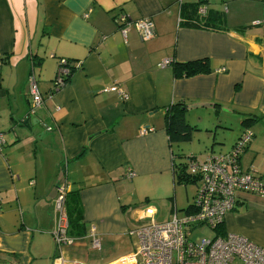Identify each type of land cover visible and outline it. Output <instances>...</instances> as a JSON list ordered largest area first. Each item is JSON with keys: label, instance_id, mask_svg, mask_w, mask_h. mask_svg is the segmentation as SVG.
Returning a JSON list of instances; mask_svg holds the SVG:
<instances>
[{"label": "crops", "instance_id": "obj_1", "mask_svg": "<svg viewBox=\"0 0 264 264\" xmlns=\"http://www.w3.org/2000/svg\"><path fill=\"white\" fill-rule=\"evenodd\" d=\"M196 1L0 0L1 253L27 264L35 235L52 239L59 184L75 196L84 234L96 227L101 249L126 231L132 236L136 228L129 225L144 221L147 206L155 209L156 221L160 207L168 213L158 222L183 215L172 172L179 161L164 118L172 103L197 105L185 106V119L188 110L205 109L186 121L206 132L230 129L233 117L242 121L241 113L264 116V1L207 0L206 14L198 15L205 25L189 19L186 7ZM120 13L131 21L150 18L154 37L142 40L131 25L123 35L114 21ZM59 58L69 59L73 70L51 92ZM202 58L209 73L174 76L173 63ZM165 59L169 64L158 66ZM31 77L43 97L34 109ZM112 84L127 99L102 91ZM142 127L152 130L139 134ZM244 127L224 152L245 128L251 131L239 165L264 178V118ZM129 180L162 181L166 191L146 197L154 204L134 205L125 190ZM224 232L264 247V196L239 192L223 219ZM87 242L77 241L64 255L79 259L77 247ZM42 251L52 261L58 254L55 246Z\"/></svg>", "mask_w": 264, "mask_h": 264}, {"label": "built area", "instance_id": "obj_2", "mask_svg": "<svg viewBox=\"0 0 264 264\" xmlns=\"http://www.w3.org/2000/svg\"><path fill=\"white\" fill-rule=\"evenodd\" d=\"M206 2L207 0H199L197 15L206 14ZM114 21L123 35L130 25L137 30L142 40H150L155 35L154 24L148 17L131 21L120 13L114 17ZM169 62L165 59L158 66H165ZM69 63L65 58L58 59V70L53 78L51 92H56L65 85L71 74ZM102 91L117 92L123 99L128 97L117 84L105 86ZM30 92L31 106L34 109L42 103L43 97L33 77L30 78ZM151 130V127H142L139 134ZM251 139L252 132L246 130L229 151L210 153L204 160H190L188 170L197 176L191 211L184 212L181 216L174 214L168 221L158 222L155 218V209L152 206L145 207L143 219L147 220V223L130 233L135 237L136 249L109 264H264V247L243 235L233 232L222 234L218 230L225 215L233 209L239 192L264 196V178L253 172L243 171L239 165V158ZM4 142L3 133L0 131V150ZM66 192V185L59 184L58 217L56 228L52 232L58 254L53 258L52 264H87L80 259L65 256L64 250L80 240L88 241L92 249L100 250L101 237L94 225L80 237L69 234L63 206ZM202 226L209 227L214 236L197 243L193 242L192 231Z\"/></svg>", "mask_w": 264, "mask_h": 264}, {"label": "rangeland", "instance_id": "obj_3", "mask_svg": "<svg viewBox=\"0 0 264 264\" xmlns=\"http://www.w3.org/2000/svg\"><path fill=\"white\" fill-rule=\"evenodd\" d=\"M204 111L205 109L201 108L188 110L186 112V120L194 122V120H196V115L198 113H204ZM242 127L241 119L233 117L230 129L227 130L218 128L216 133L213 130L208 132L202 129L193 130L191 132L190 140L172 143L173 151L176 154H181V157H177V161L187 162V156H189L191 153H193L194 155H192L198 160H204L206 157L205 155L211 146L215 148V153L224 152L230 147L231 143L234 141L237 133ZM176 185V206L178 210H180L179 214H181L182 209H184L193 199L196 192V184L192 182L186 185L176 183ZM125 190L132 204L145 206L147 204H154L153 200L146 201V197H149L151 200L155 198L156 195H164V191H166V189L163 188L162 181H160L159 185L153 186L150 180H143L134 183H131L129 180L125 186ZM170 194V197H172V190ZM162 202L163 200L160 202V204H162ZM160 210L161 213H159L157 220L161 221L167 219L169 216L168 213H166L165 210H162L161 207ZM29 217L33 218L32 215H29ZM19 218L20 215H18V219ZM146 223L147 220L141 221L137 225L130 224L128 229L134 230L137 227H142ZM213 236L214 232L209 227L202 226L192 231L191 240L197 243L202 239L212 238ZM87 244V246L79 245L77 247V257L87 264H108L119 256L132 253L136 249L135 237L128 235V231L122 233V235L118 237L105 240L100 251L92 249L88 242ZM31 245L32 246L29 251L30 261L27 264H52V260L48 256L41 255L42 253H40V250H43L42 252H45L44 254L46 255V249L53 248L54 242L52 239L48 240L47 236H39L36 234ZM37 248L40 250L38 251ZM0 264L21 263L15 261L9 254L0 252Z\"/></svg>", "mask_w": 264, "mask_h": 264}, {"label": "trees", "instance_id": "obj_4", "mask_svg": "<svg viewBox=\"0 0 264 264\" xmlns=\"http://www.w3.org/2000/svg\"><path fill=\"white\" fill-rule=\"evenodd\" d=\"M199 4H200L199 0H197L196 3L188 4L186 8L189 9L188 10L189 19L190 20H194V18L196 20L198 19L199 23L201 22V24H198V23H195V24L205 25L206 22L203 23V21L198 18V15H196V9ZM191 22H195V21H191ZM65 59L68 61V63L70 62L69 59L67 58ZM172 68H173V74L177 78L190 77V76H194L197 74H205V73L210 72L209 62L207 58L196 59V60H191L187 62H175L172 64ZM70 69L72 72L73 67L71 65H70ZM185 106L186 104L183 101H178V102L172 103L170 106L166 107V109L164 110L165 127L168 133L171 146H172V143L174 142H183V141L190 140L191 132L196 129L194 125L189 124L185 119V115H184ZM241 114L243 116L241 123L245 127L250 126L255 121L264 118V116H260L255 113H241ZM246 130L247 129L245 128L243 132ZM252 137H253V133H252ZM173 155H174V158L176 159L178 156L181 157L180 156L181 154L174 153ZM187 159H188L187 162L179 161V163L173 164L172 172H173V178H174L175 183L186 185L188 183L193 182L196 184L197 176L189 172L188 164L190 160L197 159V158L193 156L192 154H190L189 156H187ZM70 192L71 191H68L65 193L64 202H63V206H64L67 220H68V229H69L68 232L70 235L74 237H80L84 234V231H85L83 227L84 225L82 221L80 220V210H79L78 204L76 203L75 196L69 195ZM192 204L188 205L183 210L185 212L191 211ZM221 229H222V225L218 226V230L221 231ZM54 246H55V243H54Z\"/></svg>", "mask_w": 264, "mask_h": 264}, {"label": "water", "instance_id": "obj_5", "mask_svg": "<svg viewBox=\"0 0 264 264\" xmlns=\"http://www.w3.org/2000/svg\"><path fill=\"white\" fill-rule=\"evenodd\" d=\"M197 105H187L186 108H193L196 107ZM198 106H209V105H198ZM26 122V121H25Z\"/></svg>", "mask_w": 264, "mask_h": 264}]
</instances>
